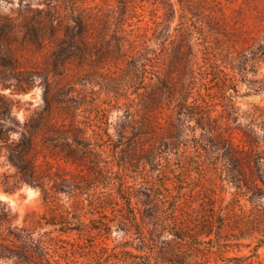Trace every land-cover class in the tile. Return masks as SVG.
<instances>
[{
	"label": "rangeland",
	"instance_id": "374dc122",
	"mask_svg": "<svg viewBox=\"0 0 264 264\" xmlns=\"http://www.w3.org/2000/svg\"><path fill=\"white\" fill-rule=\"evenodd\" d=\"M219 6L225 17L215 12ZM56 11L66 23L73 17L85 18L82 53L58 59V41L50 37L48 20V13ZM40 12L46 28L39 45ZM262 15L260 0H183V7L178 0H0V23L9 26L0 35L9 55L0 57V95L12 101L4 114L16 119L4 128L21 130L25 122L42 115L37 124L40 140L68 130L82 143L75 144L82 151L68 163L57 158L48 166L70 186L68 194L56 195L53 202H45L40 189L27 184L8 190L4 175L16 170L1 157L0 207L18 215L16 224H23L28 215L67 222L66 233L59 231L60 225L36 229L41 234L52 231V252L61 264H134L143 256L183 258L186 248L173 236L171 212L176 211L175 228L186 224L194 228L211 216L213 205L227 213L235 190L212 169L213 149H203L209 135L194 119L182 118L178 128L176 102L166 95L158 107L145 109L150 93L145 88L155 73L185 92L190 71L199 77L195 61L204 66L202 52L209 58L231 52L229 56L237 58L246 38L252 42L261 34ZM212 26L224 32L222 46L215 44ZM117 38L121 51L111 46ZM56 65L59 71L54 72ZM143 68L144 82L137 71ZM256 69L257 74L249 73L244 81L237 75L239 92L232 102L242 115L253 105L264 106V89L255 94L249 83L257 78L264 84V61L256 63ZM18 79L25 91H17ZM194 86V96L199 89L205 93L200 81ZM12 138L17 139L18 133ZM239 234L224 229L222 243L228 240L231 246L215 247L201 262L223 264L229 256L251 255L262 236ZM258 260H264V243ZM0 264L13 262L0 260Z\"/></svg>",
	"mask_w": 264,
	"mask_h": 264
},
{
	"label": "trees",
	"instance_id": "16d2710c",
	"mask_svg": "<svg viewBox=\"0 0 264 264\" xmlns=\"http://www.w3.org/2000/svg\"><path fill=\"white\" fill-rule=\"evenodd\" d=\"M260 1L264 4V0ZM178 2L183 7V0ZM223 9L219 6L215 12L225 17ZM39 15V29L36 30L38 32L36 35H39L37 43L40 45L42 43L40 38H45L43 33L46 27L43 28L42 24L46 19L41 12ZM48 20L49 28L52 30L50 37L58 41L56 44L58 59L82 53L86 28L85 18L82 15L73 17L72 22L66 23L56 11L55 14L48 13ZM260 20L264 22V15L260 16ZM6 27L9 26L0 23V35ZM210 29L213 31L215 44L222 46L225 35L221 27L214 26ZM262 29L261 34L252 38V42L246 38L247 44L237 58H231L229 56L231 52L225 56H222V52H219V55L214 53L209 58L206 57L208 52L201 51L204 66L199 65V60L195 61L198 65L199 77L194 75L195 70L190 71V81L187 85L184 84L185 92H179L173 86L174 89L168 80L158 74L152 73L150 76V82L145 88L147 90L150 88V93L148 92L146 106L143 107L145 109L158 107L162 96L166 95L167 99L176 102L174 112H176L178 128L182 127V118L194 119L196 126L209 135L205 145L207 147L203 149L207 152L208 148L213 149L212 169L220 180L234 188L235 197L230 203L233 207L229 208L227 213H224L225 208L220 207L217 211L213 205L211 216L198 221L194 228L189 224L175 228L176 211H172L170 219L174 225L173 236L179 239L176 242L180 247L186 248L183 258L172 260L160 257L158 260L152 259L151 256H143L140 262L136 261L134 264H204L201 260L206 252L212 251L215 247L221 249L231 246L228 240H224V243L221 240L222 232L227 227L239 231V235L242 236L253 237L257 233L262 236V240H259L251 255L229 256L223 260V264H264V260H258V249L264 243V106L253 105L242 115L232 102L234 95L239 92L237 75L240 76L241 81H244L249 73L256 75V63L264 61V24ZM63 30L66 31L65 36L59 37ZM1 40L3 42V39ZM1 40L0 57L9 59L8 51L3 50ZM111 46L117 51H121L123 47L118 38ZM203 50H207V47L204 46ZM141 66L147 65L142 62ZM205 66L207 68L203 69ZM58 68L56 65L53 71H59ZM137 71L144 82L143 80L147 78L144 76V68ZM197 80L204 86L205 93L199 89L194 96V85L197 84ZM17 81L20 82L17 91H25V88H22L24 82L21 79ZM249 83L252 87L251 91L255 94L261 93L264 89L263 81L257 78ZM229 91L233 94L227 96L226 93ZM176 93L180 95L177 99H175ZM0 104V158L5 156L16 170L14 174L4 175V186L10 191L17 190L24 184L38 188L45 202H53V198L60 193L68 194L70 187L68 179L52 172L48 166L52 167L51 160L57 158L68 163L73 156L79 155L82 151L81 147L76 146H81L82 143L74 140L75 138L72 139L68 130H59L54 132L56 136L40 140L37 124L43 120L42 115L38 119L33 118L30 122H25L21 130H6L4 125L7 122L16 121L3 112V109L10 108L12 101L0 95ZM219 107L222 109L219 110ZM15 132L18 133L17 139L12 138V133ZM54 148L59 149V152ZM44 149L47 151L45 152ZM242 200H245V204L241 203ZM127 201L131 207V197H128ZM248 205L250 208L246 209ZM131 211L136 219L135 211ZM17 217V214H13L6 207H0V260L12 261L13 264H61V261L55 258V252H52L54 251L52 231L41 234L36 229L38 227L44 229V226L57 228L60 225L59 231L66 233V230L70 229L67 227V222L28 215L23 224H16ZM187 219L188 222L191 221ZM213 234L215 238H212ZM239 235H235L236 239ZM202 236L209 239L200 240Z\"/></svg>",
	"mask_w": 264,
	"mask_h": 264
}]
</instances>
